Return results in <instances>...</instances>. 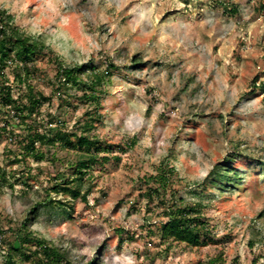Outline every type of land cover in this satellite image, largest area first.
Returning <instances> with one entry per match:
<instances>
[{
	"label": "rangeland",
	"instance_id": "rangeland-1",
	"mask_svg": "<svg viewBox=\"0 0 264 264\" xmlns=\"http://www.w3.org/2000/svg\"><path fill=\"white\" fill-rule=\"evenodd\" d=\"M0 10L67 65L103 71L112 62L94 131L109 144L137 137L134 147L116 151L118 163L89 171L84 201L50 189L71 172L75 152L58 150L62 162L14 163L8 150L17 144L3 133L0 168L13 187L0 188V264H8L9 242L27 218L28 229L65 250L72 264H210L217 254L221 264H264V0H0ZM37 66L35 84L50 95L54 65L43 57ZM69 95V110L54 96L42 112L71 128L94 107L75 90ZM226 159L239 182L220 192L210 174ZM160 164L174 166L186 203L203 200L214 243L162 242V219L148 212L139 189ZM50 198L66 206L40 205L31 215Z\"/></svg>",
	"mask_w": 264,
	"mask_h": 264
},
{
	"label": "trees",
	"instance_id": "trees-1",
	"mask_svg": "<svg viewBox=\"0 0 264 264\" xmlns=\"http://www.w3.org/2000/svg\"><path fill=\"white\" fill-rule=\"evenodd\" d=\"M43 57L52 62L55 70L50 95L39 90L35 84V79H40L41 74L37 61ZM107 64L103 71L96 65L65 64L42 40L22 30L12 14L0 10V137L6 133L17 144L15 150H8L13 151L14 163L28 159L41 162L49 158L62 162L65 160L57 156L58 150L75 152L76 158L67 161L71 172L58 175L50 187L51 191L64 193L74 200L88 201L91 186L85 192H82V187L89 182L87 175L94 165L118 163L122 157L118 152H125L137 143V137L133 136L127 144H109L100 140L94 131L101 119L98 108L103 87L116 67L112 62ZM11 66L12 82L6 72ZM70 90L79 93L80 102L94 107L87 110L71 128L65 119L42 112L45 103L54 96L59 98L60 106L69 110L73 105ZM235 169L232 159L218 162L210 174L213 188L225 192L232 187V183L239 182ZM176 175L174 166L160 164L156 174L140 181V195L146 200V209L148 212L157 211L162 219L157 228L162 242L185 243L196 248L214 243L215 237L203 214V200L186 203L175 187ZM3 185L13 187V182L6 170L0 168V188ZM208 195L209 199L214 197V194ZM55 203L58 207L66 206L65 202L50 198L42 204L37 203L30 213L36 216L40 205L54 209ZM262 216L264 213L260 212L258 217ZM30 219L21 224L15 239L9 242L8 264H24L25 261H30V264H72L65 250L28 229ZM150 232L156 233L153 230ZM1 234L0 230V240ZM222 258V254H217L209 262L221 264Z\"/></svg>",
	"mask_w": 264,
	"mask_h": 264
}]
</instances>
